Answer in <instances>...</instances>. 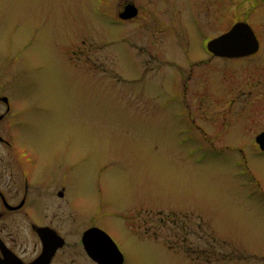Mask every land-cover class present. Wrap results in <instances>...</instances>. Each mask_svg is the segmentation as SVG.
Listing matches in <instances>:
<instances>
[{
    "label": "rangeland",
    "instance_id": "obj_1",
    "mask_svg": "<svg viewBox=\"0 0 264 264\" xmlns=\"http://www.w3.org/2000/svg\"><path fill=\"white\" fill-rule=\"evenodd\" d=\"M122 3L0 0V64L24 84L29 142L73 168L78 240L104 230L124 264H264V18L227 1L156 29L120 24ZM242 18L263 49L211 59ZM75 259L95 264L80 244Z\"/></svg>",
    "mask_w": 264,
    "mask_h": 264
},
{
    "label": "flooded vegetation",
    "instance_id": "obj_2",
    "mask_svg": "<svg viewBox=\"0 0 264 264\" xmlns=\"http://www.w3.org/2000/svg\"><path fill=\"white\" fill-rule=\"evenodd\" d=\"M227 1L234 9L247 8V18L252 15L264 18V0H123L118 22L126 25L145 16L156 29L162 21L183 23L190 19L199 23L211 12L215 17L220 15L221 3ZM130 5L136 7L137 15L121 18ZM147 7L150 17L143 14V8ZM242 21L250 24V20L242 18L233 26ZM255 34L259 53L263 40L256 31ZM208 52L211 59L220 58ZM18 83L12 79V72L0 64V264H34L46 252L53 254L40 264H72L76 262L78 245L84 247L81 238L84 232L96 226L85 227L78 240L79 213L70 188L73 168L64 164L55 145L43 146L44 152L39 153L29 142L28 100L25 95H14L15 89L24 87Z\"/></svg>",
    "mask_w": 264,
    "mask_h": 264
},
{
    "label": "water",
    "instance_id": "obj_3",
    "mask_svg": "<svg viewBox=\"0 0 264 264\" xmlns=\"http://www.w3.org/2000/svg\"><path fill=\"white\" fill-rule=\"evenodd\" d=\"M135 6L130 5L121 14V18L130 19L137 15ZM207 50L215 56L236 59L244 58L256 54L259 51V40L254 29L246 22H238L229 31L210 40L207 43ZM256 142L260 149L264 151V132L256 137ZM82 243L85 251L97 264H124L125 256L122 254L113 238L104 230L92 227L83 234ZM53 252H46L42 260L34 264H40L47 258L50 260Z\"/></svg>",
    "mask_w": 264,
    "mask_h": 264
},
{
    "label": "trees",
    "instance_id": "obj_4",
    "mask_svg": "<svg viewBox=\"0 0 264 264\" xmlns=\"http://www.w3.org/2000/svg\"><path fill=\"white\" fill-rule=\"evenodd\" d=\"M170 216V215H169ZM168 216V217H169ZM173 217L172 218H170V219H174V222L176 223V220H177V216L176 215H172ZM171 217V216H170ZM182 217H183V219H184V222H186V221H188L190 218L192 219V213L191 214H188V213H186V214H184V215H182ZM198 219H200L199 217H198Z\"/></svg>",
    "mask_w": 264,
    "mask_h": 264
}]
</instances>
